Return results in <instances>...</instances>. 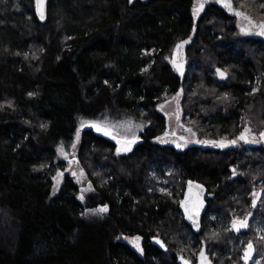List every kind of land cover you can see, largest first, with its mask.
Listing matches in <instances>:
<instances>
[{"label": "trees", "instance_id": "1", "mask_svg": "<svg viewBox=\"0 0 264 264\" xmlns=\"http://www.w3.org/2000/svg\"><path fill=\"white\" fill-rule=\"evenodd\" d=\"M231 1L238 11L204 4L194 15L197 0H46L40 19L37 0H0V264H198L201 253L252 264L242 254L251 242L264 264L259 206L247 198L264 188V146L161 142L159 108L174 97L184 122L211 139L264 134V39L240 36L235 14L264 21V0ZM188 39L182 79L172 61ZM87 122L133 126L139 141L119 154L82 129L72 158L82 186L65 171ZM188 181L212 194L198 225L181 206ZM236 211L247 219L239 231ZM137 237L142 255L126 241Z\"/></svg>", "mask_w": 264, "mask_h": 264}, {"label": "rangeland", "instance_id": "2", "mask_svg": "<svg viewBox=\"0 0 264 264\" xmlns=\"http://www.w3.org/2000/svg\"><path fill=\"white\" fill-rule=\"evenodd\" d=\"M202 2L205 5L220 4L221 6L225 7L223 4L218 2V0H202ZM197 4H198V0H197ZM233 5H234V3L231 1V11H232V9L238 11L237 8H235ZM225 8H228V7H225ZM261 23H264V21L254 19L245 11H243V15L238 16L237 21H236L237 30H238V33L240 36L264 39V35L260 34L261 30H262V26H263V24H261ZM173 60H176L177 62L181 61L179 49H177L175 51ZM159 109L167 118V133H169V134H180L181 136H184V137L189 139V142L186 143L177 137L171 136V137H165L164 139H162L161 140L162 143L173 145L174 147H176L180 150L186 149L190 145L198 144L200 142H203V145L206 147H209V148H213L216 146V142H217L216 140H218V139H211L208 136H204V135L200 134L197 130H195L194 127L189 126L184 122V120H183L184 113L182 110L179 111V116H178L177 102H176L175 97L171 98L169 101L163 103ZM93 123L94 122H87V123L83 124L82 126H80V128L78 130L79 135H76L75 144L72 148L73 151H72L71 157L68 158V160H67L68 161V167L65 171V173L71 174L82 186L86 182L85 178H84V174L82 173L79 165H77L75 163V161L72 159L76 155V150H77V146L80 142V135H81L82 129H85V128L93 129L97 134L102 135V136H104L110 140H113L117 144V149L123 148L126 146L123 143L118 144L117 140L113 139L112 136L105 135L102 131H97L96 128L92 126ZM95 124H98L102 127H107L110 131L113 132V134L117 137V139H119L121 141L135 139V142L131 144V150L130 151H119L118 152L119 154H125V153L131 152L133 150V148L135 147V145L139 141V135H138L139 132H137V130H135V128L133 126L126 127V129L123 132H119V131L111 128V127L102 125L100 123H95ZM206 134H208V133H206ZM260 134H256V135L260 136ZM221 139L225 140V139H227V137L224 136ZM212 142H215V143H212ZM177 145H180V147H178ZM58 173H61V172H58ZM57 181H59V183H57ZM62 183H63V176L56 175V177L54 178V185H53V191H52L53 195H55L59 192ZM89 189L86 188V191H89ZM259 191H261L264 194V188L259 190ZM251 195L249 194V196H247V198H248V205H250V208L252 209V196ZM262 208H264V200L262 201L261 205L259 206V210H257V213H259V214L263 213L264 209H262ZM100 209L101 208H98L95 210H89L86 212V215L92 216V217L102 216L106 212H101ZM236 213L237 214L233 215V217L245 218V217H241V215H239L238 211H236ZM211 217L215 218L214 216H211ZM236 225L238 226L239 224L236 223ZM233 227H234V225H233ZM243 228L244 227H240L239 230H241ZM254 228H255V230L257 232V236L259 238L264 237V216H262V217L260 216L256 219V221L254 222ZM234 229L236 230L235 227H234ZM126 241L139 254H141V255L143 254V248H142V243H141L140 238H139V240H137L136 238H127ZM137 244L139 245V248L136 246ZM249 244L254 246L253 242H251ZM249 244H246L244 247V250L242 253V254H244V256H246V252L248 251V245ZM140 249H142V251ZM184 259H185L184 264H192L187 258H184ZM252 264H261L260 257L256 256L255 258H253Z\"/></svg>", "mask_w": 264, "mask_h": 264}, {"label": "flooded vegetation", "instance_id": "3", "mask_svg": "<svg viewBox=\"0 0 264 264\" xmlns=\"http://www.w3.org/2000/svg\"><path fill=\"white\" fill-rule=\"evenodd\" d=\"M183 52H184V50H183ZM183 52H182V50H180V59H181V61L184 60ZM178 116H179V112H178ZM242 134L244 135L245 139H241L240 138ZM171 136L177 137V138H179L180 140H182V141H184L186 143L189 142L188 138H186L184 136H181L180 134H169V133L166 132V137H171ZM181 137H182V139H181ZM216 141H217L216 142V146L213 147V148H209V147L204 146L203 142H200L198 144H192L188 148H190V147H199V148H201L203 150H211V151H217L218 149L233 148V149H247V150L251 151L252 149H258L259 147L264 146V135L260 134V136H258L256 134L241 133V134H239V135H237L236 137H233V138H229V139H225V140L224 139H220V140H216ZM232 141H235V143H231ZM221 143L225 144V145L223 147L219 146ZM240 174H241L240 172L235 171L232 168V174H231L232 178H235V177L239 176ZM191 185L195 186L199 190V192L201 193L203 199L205 200L206 206H207L208 205L207 201L210 198H212V194H210L209 192L205 191L203 188H201L202 190H200V187L196 186L192 182H191ZM187 188H188V183H187ZM251 196H252V207L257 208L258 206H260L262 201H263V199H264V194L261 191H254ZM206 213H207V209H206ZM206 213H205V215H206ZM205 215H204V217H205ZM259 215L261 217L264 216V211H263V213H261ZM211 216H213V215H211ZM252 216H253V214H249V218L252 217ZM256 219H254V220L256 221ZM188 220H189V222L193 223L190 219H188ZM231 222H232L233 225L236 224V223L239 224L240 222L247 223V219L246 218H236V217L232 216L231 217ZM193 224H195V223H193ZM196 225H198V224H196ZM253 258H255V253L251 251V255L247 259H245V256H244L243 260L244 261H248V260L252 261ZM198 264H211V262H210L209 258L206 255H203L201 253V255L200 254L198 255Z\"/></svg>", "mask_w": 264, "mask_h": 264}, {"label": "snow or ice", "instance_id": "4", "mask_svg": "<svg viewBox=\"0 0 264 264\" xmlns=\"http://www.w3.org/2000/svg\"><path fill=\"white\" fill-rule=\"evenodd\" d=\"M130 2H131V0H130ZM218 2L223 4L225 7H228V8L231 9V0H218ZM43 4H44V0H37V8H38V11H39L40 19H44ZM203 9H204V3L202 2V0H198L197 6L193 9V14L194 15H199V13L201 11H203ZM235 14L237 16L243 15V13H241V12H235ZM260 34L264 35V26H262V30H261ZM184 43H187V41L182 42L181 45H177V48L179 49L180 47H182V45ZM172 62L175 65V67L177 68L178 71H182V67H183L182 64L177 63L176 60H173ZM218 72H219V70H218ZM219 74L221 76L225 75V73H223V72H220ZM105 83H107V81ZM30 95H32V93H30ZM92 126L95 127L97 131H102L105 135L112 136L113 139L117 140L118 144H122L123 143V144L126 145L123 148H118V150H117L118 152L119 151H130L131 150V144L135 142V139H133V140H124V141H121V140L117 139V137L113 134V132L110 131L107 127H102V126H100L98 124H95V123H93ZM77 135H79V133H77ZM262 135H264V134H262ZM240 138L241 139H245L243 134L241 135ZM212 143H215V142H212ZM231 143H235V141H232ZM177 146L180 147V145H177ZM219 146L223 147L224 145L221 143ZM57 175L58 176H62V173H58ZM57 183H59V181H57ZM189 183L191 184V182H189ZM198 187H200V186H198ZM80 199H83V196H81ZM194 210L198 214V209H194ZM100 211L101 212H106L107 211V206L101 208ZM246 226H247V224L245 222H240L238 226L236 224H234V227L236 228L237 231H239L240 227H246ZM136 239L139 240V237H137ZM136 246L139 248L138 244ZM140 250L142 251V249H140ZM251 251H252V245L249 244L248 245V252L246 253L245 259H247L251 255Z\"/></svg>", "mask_w": 264, "mask_h": 264}, {"label": "water", "instance_id": "5", "mask_svg": "<svg viewBox=\"0 0 264 264\" xmlns=\"http://www.w3.org/2000/svg\"><path fill=\"white\" fill-rule=\"evenodd\" d=\"M45 1L46 0H44L43 10H44V6H45ZM190 42H191V39H188L187 43H184L182 45V47H181L182 52H183L185 46L187 44H189ZM177 63H180L183 65L182 71H178L173 63H172V66L175 68V70L178 72V74L182 77V79H184L185 73H186V68H187V62L182 60V61H179ZM218 70H219V72H218ZM220 72H223V71L220 69H217L218 77L220 79H223V80L226 79V77H227L226 74L224 76H221L219 74ZM223 73H225V72H223ZM180 93H182V89L180 90ZM181 139H182V137H181ZM223 145H225V144H223ZM189 182H191V181H189ZM189 182H188V188L186 189V191L184 193V196H183V199L181 202V206H182L184 215L188 219H190L193 223L199 224L203 220V217L206 213L207 206H206L205 200L203 199L199 190L195 186L191 185ZM194 209H198V214Z\"/></svg>", "mask_w": 264, "mask_h": 264}]
</instances>
